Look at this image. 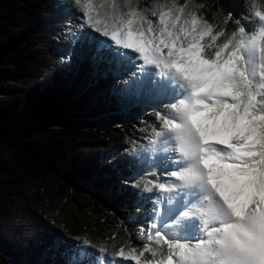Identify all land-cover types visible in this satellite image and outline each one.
<instances>
[{
    "label": "snow or ice",
    "instance_id": "snow-or-ice-1",
    "mask_svg": "<svg viewBox=\"0 0 264 264\" xmlns=\"http://www.w3.org/2000/svg\"><path fill=\"white\" fill-rule=\"evenodd\" d=\"M72 3L83 13L80 30L106 38L99 55L142 62L148 84L169 97L145 150L172 167L167 180L144 185L160 193L154 204L168 207L139 251L109 254L85 239L65 264H264V5L247 0L251 31L238 18L228 33L198 14L204 5L189 9L194 0Z\"/></svg>",
    "mask_w": 264,
    "mask_h": 264
},
{
    "label": "trees",
    "instance_id": "trees-1",
    "mask_svg": "<svg viewBox=\"0 0 264 264\" xmlns=\"http://www.w3.org/2000/svg\"><path fill=\"white\" fill-rule=\"evenodd\" d=\"M196 1L218 28L230 33L241 18L251 31L247 0ZM27 2L0 0V264H65L85 239L109 254L139 251L165 217L154 212L160 193L143 188L167 177L140 171L159 124L154 113L169 102L121 97L115 84L136 67L111 64L95 41L78 48L64 86L23 88L34 48L15 26L43 18Z\"/></svg>",
    "mask_w": 264,
    "mask_h": 264
},
{
    "label": "rangeland",
    "instance_id": "rangeland-1",
    "mask_svg": "<svg viewBox=\"0 0 264 264\" xmlns=\"http://www.w3.org/2000/svg\"><path fill=\"white\" fill-rule=\"evenodd\" d=\"M139 7L151 8L152 0H138ZM185 0H179V3L184 4ZM27 4L31 7H37L43 12V18L36 20L33 17H27L26 20H21L16 24V30L19 34L27 36L32 35L31 41L33 43V54L31 59V69H29L23 81V88L34 89L44 88L51 89L53 87L64 86V83L70 80L73 76V67L75 64L74 56L78 48L82 45H89L92 41L98 45L99 41L106 38L100 37L99 34L93 32L91 29L80 30L78 25L82 23L81 19L83 13L78 10L72 3V0H28ZM200 3L194 0V3H189V9H193L194 5ZM204 19L203 8L195 9ZM149 17L151 13L149 12ZM111 44L112 42L109 41ZM117 49L113 47L111 52H116ZM105 56L111 64L116 63L111 57L110 52H104ZM142 62L137 61L135 65L136 73L132 78L124 80H117L115 86L122 97L125 93L130 95H140L143 93L147 97L148 106L153 102L165 99L169 102V97L162 90L148 84L144 73L138 69V65ZM118 64V63H117ZM121 65V64H118ZM127 66V65H126ZM127 70V68H126ZM122 71H125L123 69ZM154 68H146V72H156ZM161 78L156 76L153 83L159 81ZM144 131V135L148 134ZM163 153L153 154L149 151L148 155L143 159V170L140 174L150 173L152 171L162 172L164 176L171 170V165L165 166L159 163L163 157ZM168 207V201L164 200L160 207V214L165 216ZM24 227L30 226L31 223L21 224ZM122 258L117 260V264H126Z\"/></svg>",
    "mask_w": 264,
    "mask_h": 264
}]
</instances>
